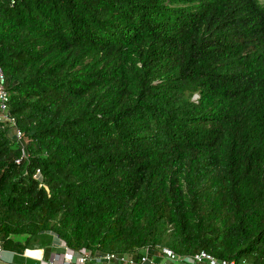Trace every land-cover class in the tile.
<instances>
[{
  "label": "trees",
  "instance_id": "16d2710c",
  "mask_svg": "<svg viewBox=\"0 0 264 264\" xmlns=\"http://www.w3.org/2000/svg\"><path fill=\"white\" fill-rule=\"evenodd\" d=\"M0 67L25 149L0 120L18 262L50 231L264 264V0H0Z\"/></svg>",
  "mask_w": 264,
  "mask_h": 264
},
{
  "label": "built area",
  "instance_id": "2783aa9c",
  "mask_svg": "<svg viewBox=\"0 0 264 264\" xmlns=\"http://www.w3.org/2000/svg\"><path fill=\"white\" fill-rule=\"evenodd\" d=\"M0 120H3L6 125L12 129L11 138L17 142L20 146V156L15 158L17 162L22 156H25L24 144L22 141V132L16 125V119L14 115L9 111L8 105V93L4 88V74L0 67ZM35 177H39L38 170L34 173ZM54 238L56 245L57 241L61 243V247L65 251L62 256L70 258V261L63 264H234L232 259L217 258L205 249H198L191 253L180 254L176 253L172 249L163 246H142L138 251L134 253L126 252H114V251H100L97 253H91L89 249L81 247L79 249H69L64 245V242L57 237L53 232H50ZM2 249L0 248V256ZM58 256L52 254L45 259H39L37 264H57L55 258ZM164 259V261H161ZM5 264L10 263L9 259L4 261ZM19 264H28L22 262ZM62 264V263H61Z\"/></svg>",
  "mask_w": 264,
  "mask_h": 264
},
{
  "label": "crops",
  "instance_id": "0c3cea01",
  "mask_svg": "<svg viewBox=\"0 0 264 264\" xmlns=\"http://www.w3.org/2000/svg\"><path fill=\"white\" fill-rule=\"evenodd\" d=\"M54 244H55L54 238H53V236H51L50 242L46 245L42 246L40 243H35V244L25 246V248L23 249V252H22V256H24L25 258H28V259L30 258V259L36 260V262H32V263H28V264H37L39 259H45L52 254H56L58 256L57 258H55V263H57V264H61V263L63 264V263H67L68 261H70V258H67L66 256L60 255L59 251L52 248V246ZM27 249L39 250V254L38 255L28 254V253H26ZM14 255H15V253L12 250H2L1 256H0V264H2L1 262L6 261L7 259H9V261H11L13 264ZM23 261H25V260H23Z\"/></svg>",
  "mask_w": 264,
  "mask_h": 264
},
{
  "label": "rangeland",
  "instance_id": "374dc122",
  "mask_svg": "<svg viewBox=\"0 0 264 264\" xmlns=\"http://www.w3.org/2000/svg\"><path fill=\"white\" fill-rule=\"evenodd\" d=\"M197 97V95L196 94H194L193 96H192V98H196ZM8 126V125H7ZM9 129H10V134H11V128L10 127H8ZM24 238H25V236L24 235H19V236H17L16 237V239H18V240H20V241H23L24 240ZM55 241H57V244L58 245H56V244H54L53 246H52V248L53 249H55V250H57V251H59V253H60V255H63L64 254V250H63V248L61 247V243L59 242V240H56V238H55ZM19 261V258L17 257V256H15L14 258H13V264H19V263H22V262H24V261H21V262H18ZM161 261H164V259H162ZM11 262V261H10ZM2 264H5V262H1ZM12 263V262H11ZM28 263H30V262H28Z\"/></svg>",
  "mask_w": 264,
  "mask_h": 264
}]
</instances>
